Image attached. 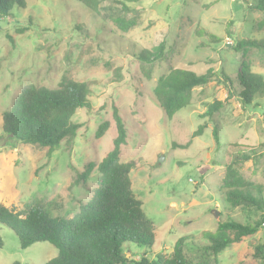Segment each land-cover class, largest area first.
Here are the masks:
<instances>
[{"label":"rangeland","instance_id":"rangeland-1","mask_svg":"<svg viewBox=\"0 0 264 264\" xmlns=\"http://www.w3.org/2000/svg\"><path fill=\"white\" fill-rule=\"evenodd\" d=\"M253 2L142 0L137 25L127 32L103 22L78 0H26L25 8L0 15V201L23 207L43 199L54 216L78 213L81 201H88L98 185L96 166L117 134L112 117L117 105L128 128L121 161L135 162L133 189L156 227L155 245L127 243L128 258L170 254L183 235L206 242L203 232L216 230L219 220L246 221L245 212L229 207L221 184L238 149L264 150V92L244 105L238 97L228 99L227 86L214 80L195 88L190 105L169 119L153 89L162 74L176 67L197 73L213 67L231 74L247 67L264 77V51L234 48L242 39L264 38V12L252 8ZM161 42V59L149 63L137 57L141 49ZM66 79L86 81L90 87L91 108L78 109L73 117L83 124L76 137L50 152L3 134V113L24 85L56 88ZM215 99L226 100L223 108L202 117ZM203 122V134L188 147H173L187 143ZM88 170V179L75 183ZM243 173L264 186V156L258 166L247 161ZM0 235V264H45L58 254L47 241L23 248L15 231L2 223ZM263 235L262 226L226 248L220 264H253L254 245Z\"/></svg>","mask_w":264,"mask_h":264},{"label":"trees","instance_id":"trees-1","mask_svg":"<svg viewBox=\"0 0 264 264\" xmlns=\"http://www.w3.org/2000/svg\"><path fill=\"white\" fill-rule=\"evenodd\" d=\"M78 1L103 22L113 23L122 32L135 27L140 18L138 5L142 0ZM253 1L252 8L264 12V0ZM26 5V0H0V15L9 16L15 7L25 8ZM251 47L264 51V38L242 39L234 48L236 51H246ZM164 53L165 43L161 42L152 49H141L137 57L153 63L161 59ZM214 80L227 86L228 99L238 97L244 105L255 103L257 95L264 92L262 74L252 72L247 67L233 74L224 69L216 71L213 67L203 73L172 68L157 79L153 92L167 118L172 119L180 109L190 105L195 88ZM89 94L88 82L73 79H66L56 88L24 85L11 109L3 113V134L22 143L48 147L53 152L63 140L76 137L83 126L73 117L78 109L91 108ZM225 102L215 99L207 103L202 117H212L223 108ZM112 117L117 134L111 149L96 166L98 185L88 201H81L78 213L72 217L54 216L43 199L27 202L23 207L15 202L7 204L0 201V223L15 231L23 248L35 242L47 241L58 249L57 256L45 264H220L219 255L226 248L242 242L264 227V186L243 173L247 161L259 165L264 150L257 147L238 149L226 165L221 188L229 207L245 212L246 221L233 218L219 220L216 230L203 232L206 242L197 240L193 234L183 235L170 254L159 253L154 259L147 256L140 260L128 258L124 251L127 243L147 248L155 245L156 227L145 213L142 199L133 189L131 171L135 162L121 161L128 128L117 105L113 106ZM206 127L207 123L203 122L187 143H173V147H188L194 137L203 134ZM103 131L101 126L98 133L101 135ZM213 134L219 144L218 125L214 127ZM88 172L80 173L75 183L86 181ZM252 258L253 264H264V235L254 245ZM12 264L22 263L16 261Z\"/></svg>","mask_w":264,"mask_h":264},{"label":"built area","instance_id":"built-area-1","mask_svg":"<svg viewBox=\"0 0 264 264\" xmlns=\"http://www.w3.org/2000/svg\"><path fill=\"white\" fill-rule=\"evenodd\" d=\"M227 43H229L228 45H230V46H232L233 45V40H231V39H227Z\"/></svg>","mask_w":264,"mask_h":264}]
</instances>
